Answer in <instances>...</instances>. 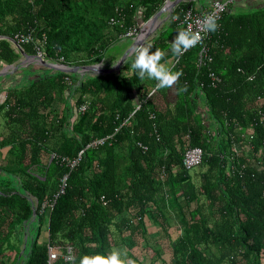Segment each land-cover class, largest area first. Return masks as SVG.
I'll list each match as a JSON object with an SVG mask.
<instances>
[{
  "label": "trees",
  "instance_id": "16d2710c",
  "mask_svg": "<svg viewBox=\"0 0 264 264\" xmlns=\"http://www.w3.org/2000/svg\"><path fill=\"white\" fill-rule=\"evenodd\" d=\"M166 1L0 0V63L22 71L2 107L12 147L0 165V264H48L49 246L72 247L70 264L115 250L124 264H264V8L229 7L209 30L207 58L203 47L171 52L182 11L196 7L173 9L149 49L178 59L175 102L135 74L134 54L111 73L32 71L11 41L31 33L57 64L105 69L138 16ZM189 147L204 153L194 174L182 163Z\"/></svg>",
  "mask_w": 264,
  "mask_h": 264
},
{
  "label": "built area",
  "instance_id": "2783aa9c",
  "mask_svg": "<svg viewBox=\"0 0 264 264\" xmlns=\"http://www.w3.org/2000/svg\"><path fill=\"white\" fill-rule=\"evenodd\" d=\"M233 0H213L211 2V5L205 8L197 9L189 7L182 11L181 21H180V30L186 29L189 32L193 33H199V39L198 41L191 46L190 48L200 47L202 48L201 51V58H207V49L205 48L204 44L206 43V39L209 33V30H205L203 27V23L205 19L211 15L216 18V21H219L224 13L228 10V6L230 3H232ZM113 23H117L118 21L116 19L111 20ZM123 21V20H122ZM140 31L139 25H133L124 34L125 38H131L138 35ZM14 41L18 43L19 46L22 47L24 50L23 45H32L34 53L31 55L37 56L42 59H47L49 62H53L49 56L47 55V52L43 45L38 44L31 33H17L14 38ZM188 48V49H190ZM26 53V52H25ZM202 61V60H201ZM210 77L212 79L213 85L220 81L219 76L216 75L214 72L210 73ZM153 91L150 93L152 94ZM141 104L136 107V110L140 108ZM87 107V104L84 103L80 107V112L85 111ZM135 110V111H136ZM105 142V139H97L94 142H92L88 146H97L102 145ZM139 146H142L139 143ZM143 150H147L146 146H142ZM81 153L79 154L78 158L76 160H73L68 163L70 166H74L77 164V162L80 160ZM203 150L200 147H189L186 149L184 155H183V166L187 170H192L193 168L199 166L202 163L203 160ZM68 175H64V177L60 180V189L59 191L54 194L51 201H46L43 203V208H52L53 204L55 203L56 199L59 197L60 194L64 192L66 181H67ZM264 196V192H263ZM57 260H63L64 263L70 264L74 262V251L72 247H66L65 249L61 250L58 247H51L48 248V264H53Z\"/></svg>",
  "mask_w": 264,
  "mask_h": 264
},
{
  "label": "clouds",
  "instance_id": "9594fccd",
  "mask_svg": "<svg viewBox=\"0 0 264 264\" xmlns=\"http://www.w3.org/2000/svg\"><path fill=\"white\" fill-rule=\"evenodd\" d=\"M203 27L205 30L214 31L218 27L216 18L209 15L205 19ZM198 39L199 33L189 32L186 29L179 30L171 42V52L179 58ZM134 55L135 58L132 60L131 68L135 71V74L141 80L155 81V88L157 89L167 88L169 90L181 75L179 71H172L160 62L163 55L160 49L151 51L147 47L138 46ZM122 254L121 250H115L107 256L102 254L84 255L80 259V264H124V261L120 258ZM127 264H135V261L129 258Z\"/></svg>",
  "mask_w": 264,
  "mask_h": 264
},
{
  "label": "crops",
  "instance_id": "0c3cea01",
  "mask_svg": "<svg viewBox=\"0 0 264 264\" xmlns=\"http://www.w3.org/2000/svg\"><path fill=\"white\" fill-rule=\"evenodd\" d=\"M188 1H190V0H188ZM193 1L195 3L194 4L195 7L197 9H201V8H205V7L210 6L211 2L213 0H193ZM230 5H231V3H230ZM230 5L228 6V8L230 7L229 9L232 12H234V13H236V12L245 13L248 11L264 8V0H234V2H232V5L231 6ZM171 15H172L171 13H165V14L161 15L160 20H159L161 27H163V25L168 23V20L171 18ZM141 20H143V19L141 18V15H139L137 25L141 24V22H140ZM128 40H131L133 42L134 39L130 38ZM143 46L150 48L151 47L150 39H148L143 44ZM167 54H168V52L165 53V55H167ZM172 60L173 59L171 56L169 58H167L166 60H164L168 65H170V67H169L170 69L172 68L173 64H175L174 62H172ZM22 61H24L23 57L20 56L19 62L23 66L24 64ZM25 66L26 67H24V68H30L32 71L38 70L41 67L43 68V66L35 65V64H25ZM1 71L4 72L2 74V76H0V165L2 166V164H4V158L7 156L8 151L12 147L8 143L7 137L9 135V131H8V128L6 125V117L3 114L4 110L2 107H3V103L5 101V98L7 96L8 89L15 87L20 82V79L22 77V71H21V69L15 70L14 68H11L9 65H4V64L0 63V72ZM170 98H171L170 100H172L173 102L176 101V92H175V89L173 88V86H172V88H170ZM201 110L202 111L205 110L204 105L201 106ZM149 229H150V227H149ZM45 237H46V235H45Z\"/></svg>",
  "mask_w": 264,
  "mask_h": 264
},
{
  "label": "water",
  "instance_id": "95a60500",
  "mask_svg": "<svg viewBox=\"0 0 264 264\" xmlns=\"http://www.w3.org/2000/svg\"><path fill=\"white\" fill-rule=\"evenodd\" d=\"M186 0H167L164 6L161 8L160 11H158L157 14L152 16L147 21L141 20L140 31L137 36H135L132 44L130 45L129 49L123 54V56L120 58L118 63L110 69H104L103 67H100L98 65H85V66H74L70 67L65 64H57L55 62H49L42 58H39L37 56L25 53V51L22 49L21 46L18 45V43L11 39V41L15 44L18 51L20 52L21 56L23 57V67H25V64H35V65H41L44 67H48L54 70L62 71L65 73H78L79 71L83 74L87 73H96V74H102V73H111L117 71L125 62L126 60L131 57L133 54H135V51L138 46H143V44L152 37L155 36L156 31L161 27V24L159 22L160 17L162 14L165 13H171L173 12V9L179 5L181 2ZM0 38H3L0 36ZM20 63V62H19ZM21 64V63H20ZM22 65V64H21ZM11 68H14L15 70L19 69L20 66L9 65ZM4 72H0V76H2ZM35 215V212H34Z\"/></svg>",
  "mask_w": 264,
  "mask_h": 264
},
{
  "label": "rangeland",
  "instance_id": "374dc122",
  "mask_svg": "<svg viewBox=\"0 0 264 264\" xmlns=\"http://www.w3.org/2000/svg\"><path fill=\"white\" fill-rule=\"evenodd\" d=\"M231 5H232V3H231ZM131 43H132V41L128 40V39H123V40H119V41L115 42L114 45L107 52V59H106L105 69L113 68L114 67L113 66L114 62L120 60V58L123 56V54L129 49ZM172 59H173L172 62H175V59L173 57H172ZM161 63H163L168 68L170 67V65H168L165 61H162ZM197 169L198 168L196 167V168H193L192 170H190L191 174H194ZM47 221H48V218L45 219L46 223H47ZM46 227L47 226H44L43 229H42V236L44 238H42V236H41V240L45 239ZM163 257L166 260H169L168 253L163 254ZM147 260H148V258H147Z\"/></svg>",
  "mask_w": 264,
  "mask_h": 264
},
{
  "label": "bare ground",
  "instance_id": "6f19581e",
  "mask_svg": "<svg viewBox=\"0 0 264 264\" xmlns=\"http://www.w3.org/2000/svg\"><path fill=\"white\" fill-rule=\"evenodd\" d=\"M131 38L135 39L134 37H131ZM44 60H46V61H47V59H44ZM177 60H178V59H175V62H174V63H176V62H177ZM43 67H44V66H43ZM81 72H83V71H81ZM92 74H96V73H94V72H93Z\"/></svg>",
  "mask_w": 264,
  "mask_h": 264
}]
</instances>
